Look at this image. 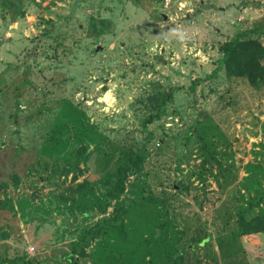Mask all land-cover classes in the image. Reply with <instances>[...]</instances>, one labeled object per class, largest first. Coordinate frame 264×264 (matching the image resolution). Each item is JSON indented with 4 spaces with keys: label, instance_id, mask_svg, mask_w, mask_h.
I'll return each instance as SVG.
<instances>
[{
    "label": "rangeland",
    "instance_id": "rangeland-1",
    "mask_svg": "<svg viewBox=\"0 0 264 264\" xmlns=\"http://www.w3.org/2000/svg\"><path fill=\"white\" fill-rule=\"evenodd\" d=\"M261 27L264 0H0V264H71L136 152L127 236L80 264H264L239 234L264 216V84L220 63Z\"/></svg>",
    "mask_w": 264,
    "mask_h": 264
},
{
    "label": "trees",
    "instance_id": "trees-1",
    "mask_svg": "<svg viewBox=\"0 0 264 264\" xmlns=\"http://www.w3.org/2000/svg\"><path fill=\"white\" fill-rule=\"evenodd\" d=\"M262 28L264 27L258 29ZM252 34L253 31H247L237 38L225 42L221 48L223 58L220 63L225 66L232 76L246 77L251 85L256 86L264 84V42L251 39ZM218 70L219 67L208 78H214ZM122 159L123 162L118 169L116 182L107 193V200L115 203L114 216L107 220H99L96 225L83 234L79 242L72 247L71 254L68 256L71 264H80L79 258L86 256L87 248L95 240L101 239L103 232L115 230L121 238L124 239L127 236L125 229L126 209L121 201V196L126 190L129 175L137 171L144 162V154L143 152L128 153L124 154ZM1 209L14 210L10 201L5 203L0 201ZM239 226V234L242 237H252L264 233V216H257L249 221L241 217ZM185 250H187V247L182 252ZM182 252L174 258L175 263L181 261Z\"/></svg>",
    "mask_w": 264,
    "mask_h": 264
},
{
    "label": "bare ground",
    "instance_id": "bare-ground-1",
    "mask_svg": "<svg viewBox=\"0 0 264 264\" xmlns=\"http://www.w3.org/2000/svg\"><path fill=\"white\" fill-rule=\"evenodd\" d=\"M107 100H108V101H111V102L113 101L112 98H111V95H108V96H107Z\"/></svg>",
    "mask_w": 264,
    "mask_h": 264
},
{
    "label": "water",
    "instance_id": "water-1",
    "mask_svg": "<svg viewBox=\"0 0 264 264\" xmlns=\"http://www.w3.org/2000/svg\"><path fill=\"white\" fill-rule=\"evenodd\" d=\"M101 50V48L100 47H98L97 48V50H96V52H98V51H100ZM205 243L203 242V244L202 245H204Z\"/></svg>",
    "mask_w": 264,
    "mask_h": 264
}]
</instances>
